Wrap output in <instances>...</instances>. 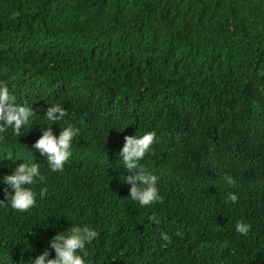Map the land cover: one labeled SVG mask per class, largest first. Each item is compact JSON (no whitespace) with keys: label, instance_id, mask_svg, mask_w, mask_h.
<instances>
[{"label":"trees","instance_id":"trees-1","mask_svg":"<svg viewBox=\"0 0 264 264\" xmlns=\"http://www.w3.org/2000/svg\"><path fill=\"white\" fill-rule=\"evenodd\" d=\"M3 86L36 115L0 133V264L55 258L50 239L74 225L98 232L85 264H264V0H0ZM53 104L68 113L54 123ZM69 125L52 172L32 145ZM147 132L139 164L161 200L141 206L119 152ZM33 162L45 180L17 211L3 176Z\"/></svg>","mask_w":264,"mask_h":264},{"label":"clouds","instance_id":"clouds-1","mask_svg":"<svg viewBox=\"0 0 264 264\" xmlns=\"http://www.w3.org/2000/svg\"><path fill=\"white\" fill-rule=\"evenodd\" d=\"M67 111L58 104L51 105L45 114V118L52 123L61 121L67 116ZM36 112L30 106H21L15 103V97L10 95L7 86L0 87V133L7 129H13L16 135L21 134V129L28 125L30 119ZM78 134V129L72 126L63 128L59 136H55L52 128L47 127L43 135L32 145V149L39 151L41 155L47 157V164L52 172L63 171L64 165L71 156V146L73 138ZM3 137L0 136V140ZM125 143L119 156L122 157L124 167L132 174L125 177L124 182L131 184L130 197L133 201L139 202L141 206H148L161 200L158 195L157 176L143 169L139 161L150 151L155 140V132H147L142 137L125 136ZM42 183L45 177L40 173V164L22 163L15 168L13 174L3 176V183L7 186L4 189L5 200L10 202L11 207L17 211L27 212L36 205V193L30 185L37 182ZM228 184L234 185L235 181L231 176L225 177ZM28 185V187H25ZM12 189L9 192L8 189ZM47 193V188L40 190V197ZM228 200L232 203L238 201V196L228 193ZM4 203V201H0ZM156 224L160 220L156 216L149 217ZM251 225L237 222L236 231L242 235H247ZM175 235L183 236L182 230H178ZM98 232L87 225H74L66 232H57L49 241V246L55 251V258L46 259L50 253L47 249L35 258L33 264H85L83 256H87L86 245L97 238ZM164 241L171 243V236L162 232ZM223 247H227V242ZM79 253H82L80 255Z\"/></svg>","mask_w":264,"mask_h":264}]
</instances>
